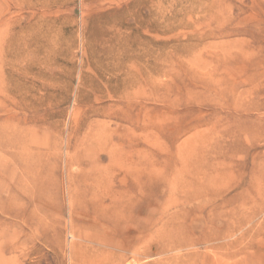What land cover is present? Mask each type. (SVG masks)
Returning <instances> with one entry per match:
<instances>
[{
    "label": "rangeland",
    "instance_id": "obj_1",
    "mask_svg": "<svg viewBox=\"0 0 264 264\" xmlns=\"http://www.w3.org/2000/svg\"><path fill=\"white\" fill-rule=\"evenodd\" d=\"M0 264H264V0H0Z\"/></svg>",
    "mask_w": 264,
    "mask_h": 264
},
{
    "label": "bare ground",
    "instance_id": "obj_2",
    "mask_svg": "<svg viewBox=\"0 0 264 264\" xmlns=\"http://www.w3.org/2000/svg\"><path fill=\"white\" fill-rule=\"evenodd\" d=\"M207 148H208V146H207ZM203 157H204V156H203ZM206 162H207V161H206ZM199 164H202V163H199ZM205 164H206V163H205ZM200 167H201V166H200ZM200 169L203 170V168H200ZM200 169H199V170H200ZM207 170H208V169H207ZM203 173H205V171H204ZM201 174H202V171H201ZM192 176H193V175H192ZM193 177H194V176H193ZM188 180H190V179H188ZM191 180H192V179H191ZM192 181H193V180H192ZM195 181H196V180H195ZM190 183H191V182H190ZM192 185H193V184H192ZM189 186H190V185H189ZM193 186H194V185H193ZM193 186H192V187H193ZM195 187H196V186H195ZM225 233H226V232H225ZM227 233H228V232H227Z\"/></svg>",
    "mask_w": 264,
    "mask_h": 264
}]
</instances>
